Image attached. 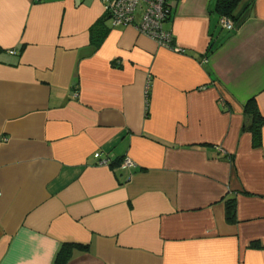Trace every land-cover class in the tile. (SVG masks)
I'll return each mask as SVG.
<instances>
[{
	"label": "crops",
	"instance_id": "obj_1",
	"mask_svg": "<svg viewBox=\"0 0 264 264\" xmlns=\"http://www.w3.org/2000/svg\"><path fill=\"white\" fill-rule=\"evenodd\" d=\"M171 1L0 0V264H264V0Z\"/></svg>",
	"mask_w": 264,
	"mask_h": 264
},
{
	"label": "built area",
	"instance_id": "obj_2",
	"mask_svg": "<svg viewBox=\"0 0 264 264\" xmlns=\"http://www.w3.org/2000/svg\"><path fill=\"white\" fill-rule=\"evenodd\" d=\"M105 10L109 13L111 25L126 26L135 25L136 29L144 35L152 38L160 46L174 48L173 36L170 30L165 29L164 24L170 18L172 11L171 0H103ZM138 10H141L139 22L135 21ZM219 23L223 28L232 30L234 22L228 17H220ZM14 53V50H9ZM104 163L107 161L103 160ZM122 165L131 167L133 162L124 157Z\"/></svg>",
	"mask_w": 264,
	"mask_h": 264
},
{
	"label": "trees",
	"instance_id": "obj_3",
	"mask_svg": "<svg viewBox=\"0 0 264 264\" xmlns=\"http://www.w3.org/2000/svg\"><path fill=\"white\" fill-rule=\"evenodd\" d=\"M240 0H216V12L220 17H228L234 22L237 20V17L235 15L236 7L238 6ZM106 14L109 17L108 11H106ZM101 39V37H100ZM100 39H97V43ZM248 110H252V117H251V130H252V143L253 145H259L260 144V129L262 125V117L258 110H256V104L254 98L249 99L246 102V105ZM234 201L230 200L226 202V217L228 220L232 219L233 215V209H234ZM71 246L70 245H64L60 248V250L57 253L55 264H64L71 255Z\"/></svg>",
	"mask_w": 264,
	"mask_h": 264
}]
</instances>
